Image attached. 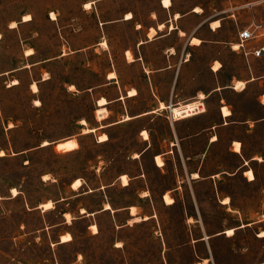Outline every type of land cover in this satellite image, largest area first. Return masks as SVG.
<instances>
[{"label": "rangeland", "instance_id": "obj_1", "mask_svg": "<svg viewBox=\"0 0 264 264\" xmlns=\"http://www.w3.org/2000/svg\"><path fill=\"white\" fill-rule=\"evenodd\" d=\"M91 1V8L85 7ZM129 12L132 20L119 24ZM170 12L179 13L182 18L174 23L189 30L209 17H226L219 34L226 46L199 48L194 58L204 64L221 51L227 68L237 71L243 67V54L232 50L231 42L237 39L238 27L264 18V0H172L169 9L162 0H0V264H196L210 257L209 248V264H264V237L258 236L264 230V124L248 133L243 126L239 129L246 133L245 155L263 158L245 168L254 171V181L248 182L239 171L220 180L223 188L208 182L180 188L172 206L160 198L165 188H153L165 240L153 234L156 222L135 223L121 233L108 213L97 218L100 233L92 235L87 220L78 218V205L96 207L100 193L80 202L70 198L79 192L67 188L74 179L94 184L101 172L110 182L128 164L126 156L136 146L135 127L112 128L110 141L99 143L94 133L83 132L87 126L82 119L93 124L98 116L96 100L111 67V53L134 43L135 25L146 29L166 21ZM232 12L238 24L229 17ZM261 69L264 63L255 61L254 71ZM127 73L135 76L138 70L127 68ZM14 79L19 82L11 86ZM257 90L254 83L245 95H233L244 115L264 113L255 99ZM231 137V129H223L219 146L221 163L230 169L238 161L227 150ZM69 138L78 147L60 148ZM45 141L49 144L43 145ZM152 174L160 183L172 180L153 168ZM109 197L121 205L133 199V189L110 188ZM225 197L230 198L226 205ZM49 200L54 208L47 210L41 205ZM65 209H74L73 223H67ZM194 217L199 222H193ZM229 228H235L231 236L224 232ZM65 229L74 240L58 243Z\"/></svg>", "mask_w": 264, "mask_h": 264}, {"label": "crops", "instance_id": "obj_2", "mask_svg": "<svg viewBox=\"0 0 264 264\" xmlns=\"http://www.w3.org/2000/svg\"><path fill=\"white\" fill-rule=\"evenodd\" d=\"M91 2L93 3V1ZM162 5L164 6L163 2ZM171 6L172 4L164 6V8L169 9ZM26 17L27 20L30 19V15ZM214 17L216 19L212 20ZM229 17L234 18L237 23L235 13H230ZM132 18L123 16L118 19V23L128 24ZM180 18L182 16L179 13L170 12V17L166 21L155 25L149 24L146 29L137 23L138 25H135L133 29L134 37L137 38L134 43L123 47L121 52L117 54L113 52L114 54L110 55L111 67L105 72L101 85L102 93L96 100L95 109L96 112L100 107L104 108L106 114L102 118L95 115L93 124L85 120L86 122L83 124L87 127L83 128V132L87 128L86 132L94 133L99 143H107L111 139L110 129L119 126L121 128L133 126L136 128L134 134L136 146L126 156L128 164L110 182H105L101 172H97L99 177V180H96L97 183L90 184L86 179L76 178L67 186V188L79 191L70 197L78 198L79 202L82 197L87 195L95 193L101 195L94 208L82 202L78 205V210L81 213L78 218L87 220V229L93 228L94 225L97 226V218L108 213L111 223L119 230L121 229V233L126 227L135 225V223L156 222L153 234L158 239L159 236H162L163 240L159 212L154 203L153 188H165L160 198L166 206H172L177 202L176 196L179 194L180 188H197L207 182L212 185V188H223V183L220 180L226 174L233 176L239 171L246 175L248 182L256 179L254 171L251 168L247 170L245 168L250 162L262 157L254 155V153L245 155L244 136L254 127L264 124V113L258 117L244 115L238 99L233 95H245L250 86L256 83L258 90L255 99L264 108L262 99L264 97V69L258 72L254 71L255 61L260 60L264 63V60L240 52L243 54L241 56L243 67L237 71H231L221 58L222 52L218 51L211 60L203 64L199 59L194 58V52L207 46L215 49L226 46L225 41L219 37L223 20L226 17H209L202 20L192 30L179 22L178 24L174 23V20L178 21ZM214 25L215 27H213ZM163 28H167L166 32H163ZM205 30L208 32L207 36L200 34ZM194 38L199 39L198 44L192 43ZM104 42L106 41H100L99 44L104 45ZM236 43L237 39L235 42H231V47ZM97 48L101 47L97 46L95 49ZM80 50L82 49H76L75 52ZM232 50L234 49L232 48ZM128 51L133 54V60L127 58ZM131 67L137 68V75H128L127 68ZM112 72L115 73V76L111 77L110 73ZM18 82V79H14L10 85ZM238 82L243 83L242 88H237ZM132 89L136 90L135 94H130ZM107 90L110 92L107 93ZM102 97L106 98L107 102L99 104V99ZM196 100L204 104L205 110L190 116L173 118L167 108L170 105ZM161 103H164L165 106L162 107ZM225 109L229 111L227 114L224 112ZM242 126L246 133L239 130ZM227 128L232 131L227 150L238 156L237 164L233 168L231 167L232 169L221 163L219 149L221 132ZM144 131L148 133L147 139L143 135ZM99 134H105L106 139L101 140ZM238 143L240 144L239 150L236 149ZM157 157L161 158L163 164H158ZM152 168L161 175H170L171 182H158L153 178ZM249 170L253 172L254 178L249 179L247 175ZM123 176L128 178L127 184L123 182ZM77 179L81 180V184L78 187H73ZM114 187L132 188L133 199L117 205L109 197V189ZM166 194L173 198L172 202H166ZM225 198L229 199V203L230 198ZM225 198L221 199L223 203ZM106 204H109L110 208H106ZM41 206L39 208L43 210V206ZM133 207L136 209L135 212L132 211ZM67 213L72 215L71 220H73L74 209L71 211L65 209L62 214L66 217ZM194 218L193 222H199L196 217ZM190 221L191 217L188 213L187 222L190 223ZM67 223L73 222L68 221ZM227 230L224 232L226 233ZM66 233L71 234L72 238L68 241H61L62 235ZM99 233L100 229L93 231L92 235ZM73 240V234L65 229L59 235L58 243H68ZM200 240L206 239L202 237ZM209 254V258L204 257L203 261H198L196 264H209V259L210 261L213 259L210 248Z\"/></svg>", "mask_w": 264, "mask_h": 264}, {"label": "bare ground", "instance_id": "obj_3", "mask_svg": "<svg viewBox=\"0 0 264 264\" xmlns=\"http://www.w3.org/2000/svg\"><path fill=\"white\" fill-rule=\"evenodd\" d=\"M162 2H163V4H164V6H170L171 4H172V0H162ZM91 6H92V2H87V3H85V7H87V8H91ZM197 8H195V10H196ZM200 11H201V9H200ZM176 16H178V14H176ZM51 17L53 18V19H55L56 18V14L54 13V12H52L51 13ZM133 17V14L131 13V12H129V13H127V15H126V18H132ZM152 32H154V30L152 29ZM194 40H196V41H199V39H197V38H194L193 39V41ZM104 45L106 46L107 45V43L106 42H104ZM127 55H128V58L130 59V60H133V56H132V53L130 52V51H128V53H127ZM110 76L112 77V76H115V73L114 72H112V73H110ZM16 82V81H15ZM238 84H242L243 85V83L242 82H238L237 83V85ZM34 87L37 89V86L36 85H34ZM74 86H71V88H73ZM136 93V90L135 89H132L131 91H130V94H135ZM103 101V103H101ZM105 102H107V100H106V98H104V97H102V98H100L99 99V104H104ZM192 102H194V101H192ZM192 102H188V103H185V104H188V105H184V103H182L181 105H170V106H167V108L169 109L170 108V110L172 111V113L175 115V117H180V116H182V117H184V116H189V115H185V109L187 108V106L188 107H192L193 106V103ZM36 103L37 104H39L40 103V101L37 99V101H36ZM161 105H162V107H164L165 106V104L164 103H161ZM171 106H173L172 108H171ZM226 110V109H225ZM225 110H224V112H225ZM227 112H229L228 110H226ZM97 114H98V116L99 117H101L102 118V116H105V109L104 108H99L98 109V111H97ZM86 121H85V119H83L82 120V123H85ZM84 131L86 132V131H88V129L86 128V129H84ZM144 134H147V136H148V133L146 132V131H144ZM102 137H107L105 134H103V135H101L100 136V139L101 140H104V139H102ZM43 145H47V144H49V142L48 141H45L44 143H42ZM72 145H75V147L76 146H78V143L75 141V140H66V141H64V142H62V143H60L59 144V147L60 148H62L63 150H67V149H72V148H74V147H72ZM237 145H239L240 146V144L238 143ZM236 145V146H237ZM240 148V147H239ZM236 149H237V147H236ZM259 160H262V158H259ZM157 162H158V164H163V161L161 160V158L160 157H157ZM247 173H251L252 174V178H254V174H253V172L251 171V170H249ZM124 178H127L126 176H123V180H124ZM128 179V178H127ZM77 181H79L80 183L78 184V185H76V182ZM124 182V181H123ZM81 184V180H79V179H77L75 182H74V185H76L75 187H78L79 185ZM74 185H73V187H74ZM12 193L14 194V195H17L18 194V190L16 189V188H13L12 189ZM165 200H166V202L167 203H169V201H173V198L172 197H170L168 194H166L165 195ZM229 201V199L227 198H225V201ZM49 203H51L52 204V207H53V203H52V201L51 200H49V201H47V202H45V203H43L42 204V206H43V208H45V209H48L46 206L49 204ZM106 208H110V205L109 204H106ZM135 207H133L132 208V211L133 212H135ZM66 217H67V219H68V221H71V219H72V216L69 214V213H67L66 214ZM93 228H95V231H97L98 230V228H97V226L96 225H94L93 226ZM232 233V235L235 233V228H231V229H228L227 231H226V233H227V235H228V233ZM65 236H68V237H70V239L72 238V236H71V234H69V233H66V234H64V235H62V237H61V241H68V240H70V239H67V240H64L63 238L65 237ZM229 236V235H228ZM258 236L259 237H264V230H261L259 233H258Z\"/></svg>", "mask_w": 264, "mask_h": 264}, {"label": "built area", "instance_id": "obj_4", "mask_svg": "<svg viewBox=\"0 0 264 264\" xmlns=\"http://www.w3.org/2000/svg\"><path fill=\"white\" fill-rule=\"evenodd\" d=\"M232 48L236 51L242 52L245 55H252L255 58L264 60V18L262 20H252L242 27L238 28L237 43L232 45ZM192 107L185 109V115H193L205 110V106L202 102L196 100ZM181 105V104H176ZM184 105H188L185 104ZM169 112L173 118L175 115L169 108ZM182 116L178 117L181 118Z\"/></svg>", "mask_w": 264, "mask_h": 264}, {"label": "snow or ice", "instance_id": "obj_5", "mask_svg": "<svg viewBox=\"0 0 264 264\" xmlns=\"http://www.w3.org/2000/svg\"><path fill=\"white\" fill-rule=\"evenodd\" d=\"M196 11L199 12L200 9H196ZM213 27H215V25H214ZM192 43H193V44H198L199 41L194 40V41H192ZM217 67H219V65H217ZM242 87H243L242 84H238V85H237V88H238V89H239V88H242ZM34 90H35V89H34ZM101 103H103V101H102ZM225 114H227V111H226V110H225ZM143 135L145 136V139L148 138V137H147V134H143ZM102 139H106V137H102ZM72 147H75V145H72ZM236 147H237V150H239V147H240V146L237 145ZM247 175H248L249 179L252 178V174H251V173H248ZM45 179L47 180L48 178L45 177ZM79 183H80V182L77 181V182H76V185H78ZM124 183L127 184V178H124ZM76 185H74V187H75ZM145 195H147V193H145ZM170 202H171V201H169V203H170ZM224 203L227 204L228 201L226 200V201H224ZM46 207H47V208H51V207H52V204L49 203ZM93 231H95V228H93ZM228 235L231 236L232 233L230 232V233H228ZM63 239H64V240H67V239H70V237L65 236ZM117 247H119V245H117Z\"/></svg>", "mask_w": 264, "mask_h": 264}]
</instances>
